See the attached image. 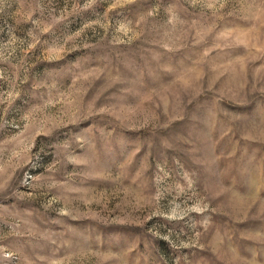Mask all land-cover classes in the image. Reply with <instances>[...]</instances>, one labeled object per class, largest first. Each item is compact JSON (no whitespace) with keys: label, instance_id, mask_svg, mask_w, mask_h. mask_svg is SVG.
<instances>
[{"label":"rangeland","instance_id":"374dc122","mask_svg":"<svg viewBox=\"0 0 264 264\" xmlns=\"http://www.w3.org/2000/svg\"><path fill=\"white\" fill-rule=\"evenodd\" d=\"M0 264H264V0H0Z\"/></svg>","mask_w":264,"mask_h":264}]
</instances>
